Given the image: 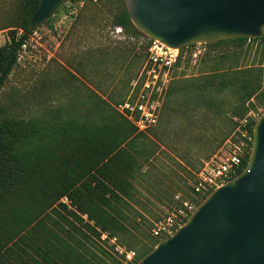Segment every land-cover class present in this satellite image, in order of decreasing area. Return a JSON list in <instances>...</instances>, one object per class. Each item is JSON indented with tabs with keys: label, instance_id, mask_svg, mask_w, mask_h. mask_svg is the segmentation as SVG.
I'll return each instance as SVG.
<instances>
[{
	"label": "rangeland",
	"instance_id": "rangeland-1",
	"mask_svg": "<svg viewBox=\"0 0 264 264\" xmlns=\"http://www.w3.org/2000/svg\"><path fill=\"white\" fill-rule=\"evenodd\" d=\"M125 6V0H85L78 14L58 29L54 22L37 26L0 88V116L43 119L55 113L80 115L84 106L91 104L92 95L98 105L100 98L109 102L119 118L115 105L138 73L150 43L133 23L121 38L114 32V17ZM20 16V0H0V46L8 41L10 26L17 24ZM246 68L264 73L261 40L248 39L242 46L237 42L208 45L199 64L185 61L172 82L158 124L143 134L133 130L136 136L128 146L135 160L131 171L135 191L124 208L127 229L117 234L116 242L135 250L137 258L127 262L110 240L97 239L87 231L93 242L80 237L90 264H137L156 242L166 238L153 234L155 224L184 200L196 201L190 183L202 160L232 133L234 118L251 114L257 121L264 113V101L255 96L247 101L249 109L244 114L236 113L240 109L236 108L238 90L200 94L197 84L215 73ZM96 112L98 123L104 112L101 107H96ZM206 196L196 201L197 206ZM62 201L75 211L67 197ZM52 213L53 225L63 232L58 225L61 217Z\"/></svg>",
	"mask_w": 264,
	"mask_h": 264
},
{
	"label": "trees",
	"instance_id": "trees-1",
	"mask_svg": "<svg viewBox=\"0 0 264 264\" xmlns=\"http://www.w3.org/2000/svg\"><path fill=\"white\" fill-rule=\"evenodd\" d=\"M39 2L20 0V19L10 26L9 39L0 46V88L36 29H31L30 22ZM65 8L66 3L57 14ZM115 26L125 31L132 27L126 6L115 15ZM248 39L264 44L263 34L259 38L221 39L208 45L237 42L242 46ZM152 42L150 39L147 50ZM229 88L238 90L236 108L240 109L235 112L244 114L252 97L264 101V73L250 68L215 73L197 84L200 94H218ZM172 90L171 86L167 95ZM127 91L116 104L125 99ZM100 99L98 105L91 95V104L85 105L80 115L55 113L43 119L0 116V264H90L80 235L93 242L87 231L97 239L103 233L117 238L126 231L128 214L124 208L135 191L131 174L135 160L128 146L137 128L116 110L118 118L110 103ZM96 107L104 112L99 124ZM255 122L250 124L252 135ZM235 127L234 122L232 132ZM64 197L75 211L62 201ZM52 212L61 217L58 225L63 232L53 225Z\"/></svg>",
	"mask_w": 264,
	"mask_h": 264
},
{
	"label": "water",
	"instance_id": "water-1",
	"mask_svg": "<svg viewBox=\"0 0 264 264\" xmlns=\"http://www.w3.org/2000/svg\"><path fill=\"white\" fill-rule=\"evenodd\" d=\"M69 0H40L30 27ZM135 27L172 48L264 34V0H125ZM137 264H264V113L245 168Z\"/></svg>",
	"mask_w": 264,
	"mask_h": 264
},
{
	"label": "built area",
	"instance_id": "built-area-1",
	"mask_svg": "<svg viewBox=\"0 0 264 264\" xmlns=\"http://www.w3.org/2000/svg\"><path fill=\"white\" fill-rule=\"evenodd\" d=\"M84 4L85 0H69L65 11L55 14L54 28L58 29L74 18ZM114 29L121 38L124 28L115 26ZM207 51L208 43L205 42L172 48L153 40L138 73L129 84L125 99L115 105L116 110L130 120L139 132H149L158 124L167 93L185 61L197 65ZM253 119L251 114L243 118L235 117L234 131L211 156L202 160L194 180L190 183L196 201L239 174L245 158L252 150L253 135L250 124ZM196 201L184 200L176 211L155 224L153 234L157 237L172 235L196 209ZM101 238L110 240L117 254L127 262L136 259L137 252L117 244L116 238H109L107 233H103Z\"/></svg>",
	"mask_w": 264,
	"mask_h": 264
}]
</instances>
